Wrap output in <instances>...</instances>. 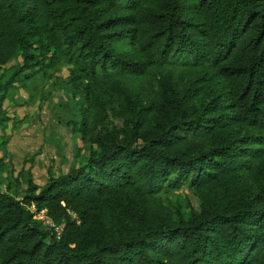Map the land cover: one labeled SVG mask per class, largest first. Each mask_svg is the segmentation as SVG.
Wrapping results in <instances>:
<instances>
[{
  "label": "trees",
  "instance_id": "obj_1",
  "mask_svg": "<svg viewBox=\"0 0 264 264\" xmlns=\"http://www.w3.org/2000/svg\"><path fill=\"white\" fill-rule=\"evenodd\" d=\"M29 83L86 152L0 135V264H264V0H0V131Z\"/></svg>",
  "mask_w": 264,
  "mask_h": 264
},
{
  "label": "rangeland",
  "instance_id": "obj_2",
  "mask_svg": "<svg viewBox=\"0 0 264 264\" xmlns=\"http://www.w3.org/2000/svg\"><path fill=\"white\" fill-rule=\"evenodd\" d=\"M66 74V70L62 69L60 75L65 77ZM28 88H19L4 101L3 107L10 120L0 135L8 138L4 162L14 169V176L22 169H29L35 183L41 185L48 176V169L55 174L67 170L74 161L75 143L81 153L86 151L80 140L75 139L65 126L69 112L61 105L67 102L63 90L47 83H29ZM2 155L0 150V157ZM3 183L1 188H4ZM21 186L25 185L22 183ZM37 217L45 219L43 212ZM44 222L50 223L48 219Z\"/></svg>",
  "mask_w": 264,
  "mask_h": 264
}]
</instances>
